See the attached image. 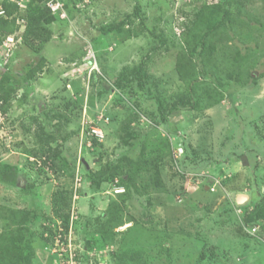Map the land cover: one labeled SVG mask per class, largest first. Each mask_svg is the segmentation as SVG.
<instances>
[{
  "label": "rangeland",
  "instance_id": "1",
  "mask_svg": "<svg viewBox=\"0 0 264 264\" xmlns=\"http://www.w3.org/2000/svg\"><path fill=\"white\" fill-rule=\"evenodd\" d=\"M30 1L18 2V19H26ZM49 1L42 5L57 20L41 52L20 37L0 44V58L20 77L47 59L35 80L14 82L11 108L0 114V232L15 211L28 210L36 236L31 264H264V236L245 230L236 215L239 205L264 197V0H232L251 14L242 17L260 22L238 24L218 55L234 68L235 50L245 54L257 42L254 79L232 81L219 104L181 108L166 123L159 103L187 92L176 62L200 2L77 0V9L54 0L64 10ZM122 19L120 29L105 32ZM161 130L170 132L172 148L184 149L178 166L172 155L164 160L163 185L138 194L121 177L112 181L108 168L138 160L165 139ZM42 143L56 149L60 169L44 168L27 152ZM60 192L71 204L68 229L53 210ZM242 193L249 198L238 202ZM111 201L119 206V233L103 242L97 230Z\"/></svg>",
  "mask_w": 264,
  "mask_h": 264
},
{
  "label": "trees",
  "instance_id": "2",
  "mask_svg": "<svg viewBox=\"0 0 264 264\" xmlns=\"http://www.w3.org/2000/svg\"><path fill=\"white\" fill-rule=\"evenodd\" d=\"M2 0L1 7L4 11L0 14V44L4 43L9 36L15 39L24 40L25 44L34 50L41 52L44 44L52 37V31L49 26L57 20V17L50 13V10L42 5L43 0H31L27 7L26 19H18L19 10L18 2ZM74 7L81 9L77 5V0H69ZM200 2L195 12V18L190 26H185L182 33L183 48L178 53L176 62V71L182 81L187 84V92L183 95L168 97L166 105L160 104V113L162 121L168 122V116L179 113L180 109H188L190 107L198 109L203 104L213 107L219 104L225 97V92L231 85L232 81L242 86H247L253 79V69L255 62H251L253 54L258 50L256 47H249V51L245 54L239 48L233 54L234 68L224 67V64L218 59L219 51L226 41L233 40L232 33H236L237 25L252 27L253 23L260 22L258 18L252 17L253 20H247L241 16L242 12L251 18L249 11L241 7H235L232 0H219L217 2H209L205 0H196L194 3ZM80 3V2H79ZM77 5V7H76ZM239 10V14L235 11ZM135 11H140L139 5L135 6ZM243 14V13H242ZM27 20L25 28L21 33V23ZM126 20L122 19L119 24L107 27L105 32L114 33L120 29ZM20 22V23H19ZM264 30V24H262ZM239 47V45H238ZM264 56V52H263ZM7 58H0V114L6 115L12 105L14 82L20 78L26 81L35 80L46 66L47 59L41 57L39 62L32 65L24 75L20 77L7 69ZM264 76V71L261 73ZM125 130V129H124ZM170 134V132H169ZM157 145L152 148H144L142 145L138 160L126 163L127 171H124L123 164H115L110 166L112 181L121 177L122 185L129 184L134 190L140 194L147 193L151 185L160 187L163 185L161 166L167 156L172 155V147L170 140L164 136ZM94 146H97L98 139L92 138ZM42 147L30 152L33 157L42 160L44 168H52L58 170L61 168L59 155L56 149ZM26 152V151H25ZM189 153L185 151L184 161L188 163ZM174 160V157L172 155ZM186 163V164H187ZM129 168V169H128ZM99 175L103 174L101 172ZM138 180L143 181L141 188L137 187ZM226 182V180H225ZM53 198V210L62 224L68 229L70 224V200L65 193H58ZM251 206V210L249 207ZM244 208L242 215V226L249 228L253 224H260L257 233L264 236V197H258L250 203V205L240 206ZM119 206L115 201H111L106 209V217L103 219L97 233L100 234L103 242H109L116 239L119 231L117 228L120 224L117 218ZM28 210L15 211L14 219L9 226L0 232V264H31L33 257L36 255L34 245L35 234L29 226L27 220ZM25 218V219H24ZM250 232V231H249ZM251 233V232H250ZM252 234V233H251ZM256 234V233H255ZM51 240V238H49ZM53 241V240H52ZM204 257V254L202 253Z\"/></svg>",
  "mask_w": 264,
  "mask_h": 264
},
{
  "label": "built area",
  "instance_id": "3",
  "mask_svg": "<svg viewBox=\"0 0 264 264\" xmlns=\"http://www.w3.org/2000/svg\"><path fill=\"white\" fill-rule=\"evenodd\" d=\"M55 4H58L56 7H55ZM48 5L51 7V8H53V9H56V8H58L59 6H61L64 10H65V8L66 7H64L65 6V3H59V1H54V0H50L49 1V3H48ZM94 132L96 133L97 132V134H98V129H94ZM242 207H237L236 208V214L238 215V217H239V215H240V217L242 218V215L244 214V211H242V209H241ZM239 217V219H241ZM259 230V225L258 224H253V225H251L250 227H249V231L252 233V234H255V233H257V231Z\"/></svg>",
  "mask_w": 264,
  "mask_h": 264
},
{
  "label": "clouds",
  "instance_id": "4",
  "mask_svg": "<svg viewBox=\"0 0 264 264\" xmlns=\"http://www.w3.org/2000/svg\"><path fill=\"white\" fill-rule=\"evenodd\" d=\"M81 6H82V3L80 2V3H78V7H80L81 8ZM11 36H9L8 38H10ZM18 41H20V40H17V42ZM91 59V61L93 62V58H90ZM92 62H89V63H92ZM162 132H164L165 134H164V136H167L168 138H170V135L171 134H169V132L168 131H166V130H161ZM182 153H184V149H182V148H179V147H177V148H172V155H173V157H174V162H175V164L178 166V164H179V158H180V156H181V154ZM251 208V207H250ZM237 215V214H236ZM240 220V219H239ZM61 221V220H60ZM259 225V227H260V224H258Z\"/></svg>",
  "mask_w": 264,
  "mask_h": 264
},
{
  "label": "water",
  "instance_id": "5",
  "mask_svg": "<svg viewBox=\"0 0 264 264\" xmlns=\"http://www.w3.org/2000/svg\"><path fill=\"white\" fill-rule=\"evenodd\" d=\"M247 198H249V195L242 193V194L237 195L236 200L238 202H240V201H243L244 199H247Z\"/></svg>",
  "mask_w": 264,
  "mask_h": 264
}]
</instances>
